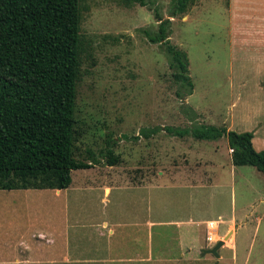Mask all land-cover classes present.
I'll use <instances>...</instances> for the list:
<instances>
[{
    "label": "rangeland",
    "instance_id": "rangeland-1",
    "mask_svg": "<svg viewBox=\"0 0 264 264\" xmlns=\"http://www.w3.org/2000/svg\"><path fill=\"white\" fill-rule=\"evenodd\" d=\"M146 1L148 6L80 0V34L89 48L81 56L82 77L76 87L75 117L82 136L74 158L82 162L90 150L96 161L91 160V171H72V184L61 196L49 189L0 190V264H264V175L251 166H234L224 137L200 141L163 130L223 126L252 133L255 148L264 149V0H191L187 11L175 17H170L172 0ZM155 10L171 21L170 43L187 56L194 88L183 99L176 96L166 51L143 34L157 29ZM157 127L149 139L140 134ZM109 140L115 141V153L124 163L113 168L126 182L140 183L144 174L137 169H147L151 178L163 170L169 177L196 178L201 186L160 176L161 188L152 184L133 190L122 184L102 201V182L79 183L95 180L107 168L100 152ZM148 211L166 219L221 216L224 222L213 225L215 229L200 224L198 242L178 244L174 236L151 240L149 261L134 259L142 250L137 241L110 246L104 239L100 247L97 233L89 228L92 220L125 221ZM231 218L236 221L228 232ZM75 221L86 224L81 236L87 242H72L70 259L51 260L48 253L62 252V243L51 247L38 235L56 237ZM208 229L215 230L212 243L224 241L218 259L201 256V249L216 244L207 241ZM69 234L80 236L73 229ZM36 241L40 250L20 245L34 246ZM179 246L192 247L193 255H177Z\"/></svg>",
    "mask_w": 264,
    "mask_h": 264
},
{
    "label": "trees",
    "instance_id": "trees-1",
    "mask_svg": "<svg viewBox=\"0 0 264 264\" xmlns=\"http://www.w3.org/2000/svg\"><path fill=\"white\" fill-rule=\"evenodd\" d=\"M190 1L172 0L170 17L184 14ZM154 12L157 29L143 34L166 51L176 96L183 99L194 88L187 56L170 43L171 21ZM80 23V0H0V190H65L72 171L92 166L90 151H85L90 164L74 158L82 136L75 117L76 87L82 77L81 56L89 48ZM159 129L140 134L150 137ZM163 130L200 141L224 137L234 166H251L264 175V150L254 148L250 132L203 124ZM114 143L109 140L100 153L109 165L119 162Z\"/></svg>",
    "mask_w": 264,
    "mask_h": 264
},
{
    "label": "crops",
    "instance_id": "crops-1",
    "mask_svg": "<svg viewBox=\"0 0 264 264\" xmlns=\"http://www.w3.org/2000/svg\"><path fill=\"white\" fill-rule=\"evenodd\" d=\"M256 37V36H255ZM78 85V84H77ZM77 90V89H76ZM151 137V136H150ZM150 137H145L143 136V138L149 139ZM187 137V136H186ZM254 141V139H253ZM253 146H254V142H253ZM255 148V146H254ZM256 149V148H255ZM257 151H261V149H256ZM264 150V149H263ZM90 151V150H88ZM104 151V149H103ZM101 151V152H103ZM92 153V151H90ZM100 152V153H101ZM113 152L115 155L119 156V162L115 165H124L123 163V159L122 156L119 153H115V149L113 148ZM93 154V153H92ZM228 154H229V158L231 160V150L228 147ZM94 155V154H93ZM83 158H81L82 160ZM84 160V159H83ZM84 165L90 164V160L88 159V157L85 158L84 161H82ZM232 162V160H231ZM106 166L107 168L104 169V172H102L101 174H98V178H96L95 180L90 179V178H83L84 176H82L81 178H83V180L79 183V185H90V186H97L100 185V183L102 182V188L101 191L103 193V200H106L109 198L111 191H113L114 189H116L117 186L119 185H126V187L128 188H132L133 190H137V189H142L144 187H150V185L154 184L155 186L161 188V184L159 182L160 176L161 177H167L170 179H176L177 181H184V183H186V181H188L187 183L190 184H184V186H191L193 187H198L201 186V184H198L196 182V178L190 180L189 177H183V176H175V177H169L166 176L165 172L163 170H160L158 172L157 178H151V174L147 169H137V172L139 171V174L143 175V178L141 179L140 183H135L133 181L135 180H130L128 182H126L124 179L119 178V173H118V169H114L113 166L114 165H109L106 162ZM105 166V167H106ZM80 170H93L92 167L90 168H86V169H80ZM123 171V170H122ZM121 171V172H122ZM128 171V169H127ZM133 173V172H132ZM100 177H103L102 179H99ZM128 180V178H127ZM195 180V182L193 181ZM156 182V183H155ZM194 182V183H193ZM92 183V184H91ZM71 184H72V179H71ZM70 184V186H71ZM69 186V187H70ZM82 186V187H84ZM205 186V185H203ZM68 187V188H69ZM67 189L65 190H54L55 193L57 195H62L63 193L65 194V192H67ZM187 188V187H185ZM28 190V189H27ZM50 190V189H49ZM64 204V209L67 207V209L69 208V201L67 200L65 202H63ZM147 216L142 215L141 217L139 216H133L131 218V220H125V221H121L115 218H113V220H111V222L107 221L106 219H102L99 224H93L95 223L94 220H92L90 227L91 229H93V232L97 233V240L100 241V247H103V240L105 239L106 243H109L110 246H114V241H118L117 244H119L120 241H124L126 243V246L128 244H130V246H133V242L134 240L137 241L138 244V250L141 248L142 250H139V252L135 253L134 259H143L144 261H149L151 258V240L158 238V239H166V238H177L179 240L178 244H183L184 242H198V235H199V230H200V224H204V223H208L209 224V228H214L213 225L216 226V228H218L219 223L220 222H224L223 218H221V216H218V220H203V221H199V220H192L191 218H185V219H180V218H170V219H166L163 217H159V216H154V215H150V211H148ZM136 217V218H134ZM236 221L235 218H231L230 222H226V224L228 225V232L232 231L233 227L232 224H234ZM259 221V219H258ZM74 226L70 227V225L68 226V230L67 232H63L60 235H57L56 237L54 236L52 238V235L48 234V236H46V240L43 238H41V236H43V234H39V239L40 240H44L49 246L54 247L57 243H62V247L63 250L62 252H59V254H56L57 252H49L48 253V257L52 258L51 260L53 261H58L59 259H63V260H68V258L70 259V254H69V250L72 246V242L75 244H80V242L86 241L85 237L81 236V232H86L87 226H85L86 224H82V222L80 221H75L74 222ZM76 226V227H75ZM98 227H100V230H98ZM232 227V228H231ZM73 229V231L79 232L80 236L79 237H71L69 234V230ZM215 229V228H214ZM214 229H208L207 231V237H210V240L208 241L209 244H214L216 243L213 242L212 243V235L214 233ZM173 234V235H171ZM206 237V239H207ZM38 239V238H37ZM39 240V241H40ZM37 243L34 246H31L29 244L26 243H20V245L24 248H28L30 247L32 249V251L35 250H40V246L41 244L38 243V241H36ZM85 242V243H86ZM218 242V241H217ZM141 244V245H140ZM210 244V245H211ZM228 244V243H227ZM232 244V243H230ZM10 245V244H8ZM8 245H6V247H8ZM19 246V247H21ZM232 246V245H230ZM35 247V248H33ZM212 248V247H211ZM178 249V251H176ZM202 250H200L201 252V256L202 255ZM5 252V251H4ZM175 252L177 255H180L181 257H187L190 255H193L194 250L192 247H187L185 250L182 247H177L175 249ZM7 253V252H6ZM62 253V254H61ZM180 253V254H179ZM8 254V253H7ZM14 253H11L9 255H13ZM18 255V252L17 254ZM205 255V254H204ZM148 258V259H147ZM220 258V255H219Z\"/></svg>",
    "mask_w": 264,
    "mask_h": 264
},
{
    "label": "water",
    "instance_id": "water-1",
    "mask_svg": "<svg viewBox=\"0 0 264 264\" xmlns=\"http://www.w3.org/2000/svg\"><path fill=\"white\" fill-rule=\"evenodd\" d=\"M224 245V241H218L212 248L209 249H203L202 250V255L204 254H210L216 259L219 258V249Z\"/></svg>",
    "mask_w": 264,
    "mask_h": 264
},
{
    "label": "built area",
    "instance_id": "built-area-1",
    "mask_svg": "<svg viewBox=\"0 0 264 264\" xmlns=\"http://www.w3.org/2000/svg\"><path fill=\"white\" fill-rule=\"evenodd\" d=\"M207 240H208V241L210 240V237H209V236L207 237Z\"/></svg>",
    "mask_w": 264,
    "mask_h": 264
}]
</instances>
